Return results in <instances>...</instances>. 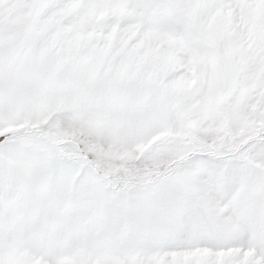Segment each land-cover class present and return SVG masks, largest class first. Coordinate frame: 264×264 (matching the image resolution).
Returning <instances> with one entry per match:
<instances>
[{
    "label": "snow or ice",
    "instance_id": "obj_1",
    "mask_svg": "<svg viewBox=\"0 0 264 264\" xmlns=\"http://www.w3.org/2000/svg\"><path fill=\"white\" fill-rule=\"evenodd\" d=\"M0 264H264V0H0Z\"/></svg>",
    "mask_w": 264,
    "mask_h": 264
}]
</instances>
